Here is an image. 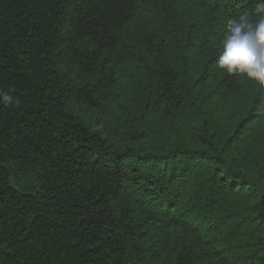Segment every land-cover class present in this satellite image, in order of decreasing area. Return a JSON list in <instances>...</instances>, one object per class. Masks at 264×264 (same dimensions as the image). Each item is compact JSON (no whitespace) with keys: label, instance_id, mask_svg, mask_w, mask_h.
<instances>
[{"label":"trees","instance_id":"obj_1","mask_svg":"<svg viewBox=\"0 0 264 264\" xmlns=\"http://www.w3.org/2000/svg\"><path fill=\"white\" fill-rule=\"evenodd\" d=\"M254 4L0 0V264H264V87L217 64Z\"/></svg>","mask_w":264,"mask_h":264},{"label":"clouds","instance_id":"obj_2","mask_svg":"<svg viewBox=\"0 0 264 264\" xmlns=\"http://www.w3.org/2000/svg\"><path fill=\"white\" fill-rule=\"evenodd\" d=\"M219 45L220 69L264 87V0H255L251 13L226 17ZM0 104L18 105L19 100L0 90Z\"/></svg>","mask_w":264,"mask_h":264},{"label":"rangeland","instance_id":"obj_3","mask_svg":"<svg viewBox=\"0 0 264 264\" xmlns=\"http://www.w3.org/2000/svg\"><path fill=\"white\" fill-rule=\"evenodd\" d=\"M93 123H94V127L95 128H98V127H101V125L103 124V123H105V119L104 118H99V117H97V118H93Z\"/></svg>","mask_w":264,"mask_h":264}]
</instances>
